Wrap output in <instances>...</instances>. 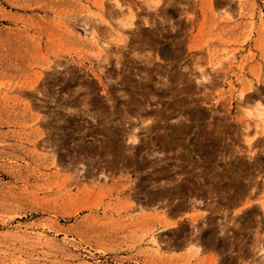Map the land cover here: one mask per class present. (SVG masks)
Masks as SVG:
<instances>
[{
	"label": "rangeland",
	"instance_id": "1",
	"mask_svg": "<svg viewBox=\"0 0 264 264\" xmlns=\"http://www.w3.org/2000/svg\"><path fill=\"white\" fill-rule=\"evenodd\" d=\"M116 1L0 0V264H264V0Z\"/></svg>",
	"mask_w": 264,
	"mask_h": 264
},
{
	"label": "bare ground",
	"instance_id": "2",
	"mask_svg": "<svg viewBox=\"0 0 264 264\" xmlns=\"http://www.w3.org/2000/svg\"><path fill=\"white\" fill-rule=\"evenodd\" d=\"M251 1H252V0H251ZM114 4H117V1H116V0H114ZM97 6H98L99 8H102V3H101V2L97 3ZM127 18L129 19V20H127V24L131 25V24L133 23V21H132V17L128 16ZM100 20H101V18H100ZM117 30H119V29H117ZM120 30H122V28H120ZM120 30H119V31H120ZM262 30H264V29H262ZM94 47H95V49H96V51H97L98 53L102 51V46L99 45L98 42H96V43L94 44ZM242 92H243V91H242ZM242 92H240V95H241V96H242ZM151 241L153 242V244H155V245H156V244L159 245V244H158V241H157V237L153 236Z\"/></svg>",
	"mask_w": 264,
	"mask_h": 264
}]
</instances>
